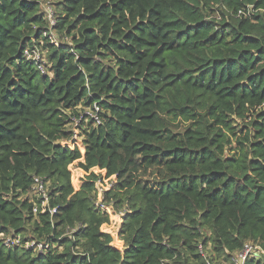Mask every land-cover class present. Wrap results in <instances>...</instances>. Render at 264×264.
<instances>
[{
	"label": "trees",
	"instance_id": "1",
	"mask_svg": "<svg viewBox=\"0 0 264 264\" xmlns=\"http://www.w3.org/2000/svg\"><path fill=\"white\" fill-rule=\"evenodd\" d=\"M93 104L101 124L72 142ZM103 172L115 232L95 206ZM34 177L55 213L33 212ZM0 235L18 241H0V264L264 253V0H0Z\"/></svg>",
	"mask_w": 264,
	"mask_h": 264
},
{
	"label": "built area",
	"instance_id": "2",
	"mask_svg": "<svg viewBox=\"0 0 264 264\" xmlns=\"http://www.w3.org/2000/svg\"><path fill=\"white\" fill-rule=\"evenodd\" d=\"M45 11L47 14V18L51 21V24L53 23V13L51 8L46 4L45 5ZM241 13L239 12L238 15ZM24 57L31 61L41 72V74L45 73L44 68V60L41 58L40 52L35 49H26L23 53ZM92 121V123L97 126L101 124V117H100V108L97 104H93L91 108L85 109L78 117H73L71 119V125H72V139L71 141H76L78 144L81 143L80 137H79V125L82 121ZM70 144V142H68ZM102 178L99 179L96 182V189H97V198L95 201V206L98 210L106 212L107 214L113 216L114 211L111 208V205H107L103 201V195L104 193L111 188L112 183L114 181L113 178H105L104 172L102 173ZM32 194L36 196V203L33 207V212L36 213L38 210L43 213L46 210L49 211V213L53 214L55 213L54 209L48 208V195H47V187L44 182L37 178H33V186H32ZM123 215L122 213H120ZM16 242L18 244V241L10 240L8 243L5 244H12ZM26 248H33L36 253L43 254L46 253V251L49 249V245L45 242H39L36 243L34 241L28 242L25 245ZM248 258H252L254 260H264V253L262 250L252 243H247L244 248L236 253L232 259L231 262L228 264H243Z\"/></svg>",
	"mask_w": 264,
	"mask_h": 264
},
{
	"label": "rangeland",
	"instance_id": "3",
	"mask_svg": "<svg viewBox=\"0 0 264 264\" xmlns=\"http://www.w3.org/2000/svg\"><path fill=\"white\" fill-rule=\"evenodd\" d=\"M69 170L71 172V183L72 186L77 189L78 182L80 178L84 176V172L78 168L77 162H74L73 164L70 165ZM102 174V173H101ZM122 215L120 213H115L111 220H112V225L111 229H109L110 232H115L117 230L118 224L121 222ZM0 241L3 243H8L10 241V235H5L1 236L0 235ZM264 261V260H262Z\"/></svg>",
	"mask_w": 264,
	"mask_h": 264
}]
</instances>
